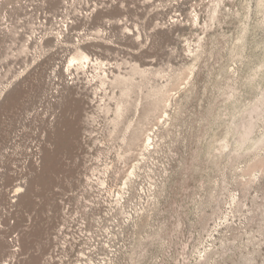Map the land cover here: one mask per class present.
<instances>
[{
  "label": "rangeland",
  "instance_id": "obj_1",
  "mask_svg": "<svg viewBox=\"0 0 264 264\" xmlns=\"http://www.w3.org/2000/svg\"><path fill=\"white\" fill-rule=\"evenodd\" d=\"M0 264H264V0H0Z\"/></svg>",
  "mask_w": 264,
  "mask_h": 264
},
{
  "label": "bare ground",
  "instance_id": "obj_2",
  "mask_svg": "<svg viewBox=\"0 0 264 264\" xmlns=\"http://www.w3.org/2000/svg\"><path fill=\"white\" fill-rule=\"evenodd\" d=\"M79 57H80L79 60H84V59H86V58H84L83 56H80V55H79ZM75 60H76V59H75Z\"/></svg>",
  "mask_w": 264,
  "mask_h": 264
}]
</instances>
